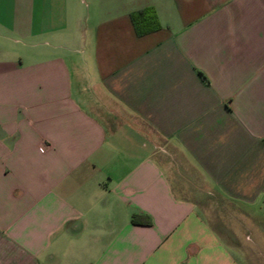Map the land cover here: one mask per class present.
Returning a JSON list of instances; mask_svg holds the SVG:
<instances>
[{"label":"crops","instance_id":"obj_1","mask_svg":"<svg viewBox=\"0 0 264 264\" xmlns=\"http://www.w3.org/2000/svg\"><path fill=\"white\" fill-rule=\"evenodd\" d=\"M0 264H264V0H0Z\"/></svg>","mask_w":264,"mask_h":264},{"label":"trees","instance_id":"obj_2","mask_svg":"<svg viewBox=\"0 0 264 264\" xmlns=\"http://www.w3.org/2000/svg\"><path fill=\"white\" fill-rule=\"evenodd\" d=\"M198 75L200 76V78H201L202 80L206 81V79H205V77L203 76L202 73L198 72Z\"/></svg>","mask_w":264,"mask_h":264}]
</instances>
